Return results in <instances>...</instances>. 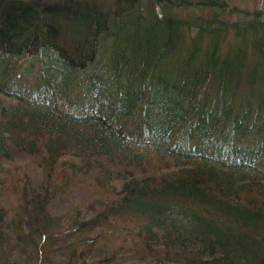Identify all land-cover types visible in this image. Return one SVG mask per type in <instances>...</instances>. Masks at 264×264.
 <instances>
[{
  "label": "trees",
  "instance_id": "16d2710c",
  "mask_svg": "<svg viewBox=\"0 0 264 264\" xmlns=\"http://www.w3.org/2000/svg\"><path fill=\"white\" fill-rule=\"evenodd\" d=\"M151 6L0 0V264H264V11Z\"/></svg>",
  "mask_w": 264,
  "mask_h": 264
},
{
  "label": "rangeland",
  "instance_id": "374dc122",
  "mask_svg": "<svg viewBox=\"0 0 264 264\" xmlns=\"http://www.w3.org/2000/svg\"><path fill=\"white\" fill-rule=\"evenodd\" d=\"M99 4L101 5V8L104 11H110L113 7L115 8L116 3H118L120 6L124 4L126 0H97ZM145 7H149L153 12H156V7L154 8L151 6L152 0H140ZM227 2L236 5L238 8L242 10H252V9H260L264 11V0H226ZM131 9L128 5H124V10ZM159 13H154L149 15L150 17H153L154 15H157ZM55 217L54 220L57 222L60 216H62L61 211L54 212ZM53 226V225H52ZM45 233H38L37 235H34L30 239H23L18 245H15L12 241H5L2 245L1 249L3 252L10 251L12 254L16 255L21 263L25 264H32L34 261H40L42 257L44 256V253H48V247L50 249H53V251L59 250V248L54 249L55 246H58L55 242H52L50 246L47 245V242L41 241V236ZM53 238H55L53 236ZM41 241V242H40ZM49 252L48 254H50ZM41 254V255H40Z\"/></svg>",
  "mask_w": 264,
  "mask_h": 264
}]
</instances>
